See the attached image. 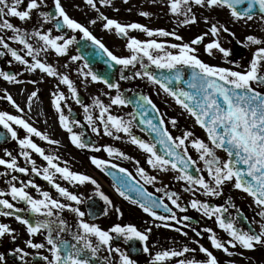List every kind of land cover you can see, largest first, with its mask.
I'll return each mask as SVG.
<instances>
[{
  "label": "snow or ice",
  "instance_id": "6c2138e0",
  "mask_svg": "<svg viewBox=\"0 0 264 264\" xmlns=\"http://www.w3.org/2000/svg\"><path fill=\"white\" fill-rule=\"evenodd\" d=\"M87 3L94 8L96 7L95 0H87ZM100 3L111 4V0H100ZM22 4L24 5L23 9L21 8ZM43 4L44 0H27L26 3L25 0H0V28L12 30L16 33L10 39L18 40L19 43L26 45L27 55L33 57L31 64H29L27 59L19 55L15 49L11 48L4 41L3 37H0V44H2L7 52L11 53V56L16 61L29 65V71L40 69L49 76H57L58 72L52 65L43 63L40 59L36 58L39 50L34 49L33 45L28 42L27 38L30 34L22 31L21 28L15 26L8 19L9 17H13L18 18L20 21L29 20L32 18L33 10L41 9ZM193 5L201 8L227 9L231 18L236 21H253L257 16H259L261 21H264V0H169L170 12L174 15L182 16L181 23L185 25L197 22V17L193 12ZM54 6L56 16L47 11H39V16L45 20L56 19L57 23L55 27L58 30L63 26L79 30L85 38L91 40L103 54H106L111 62H115L117 65H122L124 68H128L129 66L134 68L137 63H140L143 71H136L134 75L136 77H147L153 83L159 85L164 92L173 97L178 105L194 117L195 123L205 130L207 142L203 139L195 138L191 131H185L182 136L174 137L167 127L163 126V118L160 119L159 123H154L152 119L146 118L148 115L146 104L150 105L151 109L158 111L156 105L149 97H141L135 100L134 103L141 110L140 118L141 122L147 125L146 130L156 134L154 140L145 141L132 133L133 121L136 119L135 115L129 114L131 116L130 120L111 115L109 108L97 98L93 106L100 109L98 119L103 124L104 133L108 136H113L114 132L126 133L132 144L137 145L144 152L150 154L147 163L153 168H160L164 171H168L169 167L173 170L178 169L182 175H178L176 179L186 180L192 186H199L200 189H203L204 195L221 196L223 195L224 186L232 183L235 189L242 190L253 198L254 204L259 209L257 214L261 218V221H264V39L254 34L246 36L248 45H255L256 48L245 70H234L229 67L210 64L197 55L198 49L195 46L203 43L209 35L214 37V39L204 45L205 52L209 56L214 55L215 51L223 54L224 57L230 55V50L224 48L218 39L221 32L228 33L230 29L226 26H220L218 23H211L208 32L196 36L188 43L168 45L164 42H158L156 39L141 41L136 38H130L126 46L131 50L132 55L119 57L114 55L99 39L93 36L87 27L70 18L62 6L61 0H55ZM141 14L144 16L149 15L147 12ZM59 18H62V23ZM100 18L106 21L104 24L106 29H115L117 33L123 36H127L129 29H139L149 37L158 35L162 37L175 36L177 40L183 39L181 36L176 35L175 32H168L164 29H150L139 23L125 25L115 19L104 17L102 14ZM204 19L208 23V18L205 17ZM92 22L95 23V21ZM50 32L51 30H49V33H42L36 30L31 34L39 37V40L44 42L45 48L41 50H46L50 46L56 53L63 55L68 51V46L75 42L74 36L68 39H64L63 36L53 38ZM58 40H63L64 42L57 43ZM169 47L178 51L175 53L168 51ZM161 52H163V55L160 54ZM144 57L151 62V65H155L156 68L167 69L169 75L162 74L158 77L149 70L150 66L144 63ZM71 59L78 60L83 59V57L72 56ZM85 67H87V61H85ZM83 75L85 78L91 76L93 81H102L109 89L115 88L117 95L112 98V104L125 105L132 103V101L126 100L119 93L120 85L118 83L109 82L107 78L93 72L91 68H87V71L83 72ZM0 77H3L6 81L15 82V75L7 71L0 70ZM128 78L121 75V79ZM60 79L64 84L69 86L74 95L77 94L73 82L67 75L61 76ZM174 81L179 85H186L187 90L183 86L171 87L170 85ZM37 94L36 91H33L28 97V101L30 102ZM53 95L55 97V107L60 113V123L71 133L72 142L80 148L88 147L82 139L83 133L77 134L73 132L72 127L69 126L72 122L63 114L61 101L64 99V94L61 92L59 94L54 93ZM5 98L18 111H23L10 94ZM76 100L77 103H81L78 95L76 96ZM144 101H146V104ZM89 107L88 105H84L86 119L90 125H95L96 121L93 119V116L88 114ZM106 113H108L107 116H105ZM13 123L21 126L28 134L39 136L49 143L58 142L50 140L46 134L33 127L32 124L21 116L10 114L7 111H0V125L7 129L13 139L18 140L22 149L20 155L29 159L33 165L31 171L40 174V170L35 166V161L30 159L31 153L26 149L34 150L47 161L51 169H54V172H51L49 167H45L43 169V178L50 182L61 196L67 197L76 203H81L80 197L69 192L67 188L62 187L55 181V173L61 174V177L65 180L76 181L80 184L86 181H91L92 184H97V182L87 175L73 172L68 167H61L59 164L54 163V159H59L58 157L46 155L45 150L34 143L30 135L19 138L17 130L13 127ZM74 123L79 124V121H75ZM176 123V120L173 118L171 124L175 126ZM92 131L99 133L100 129L93 126ZM190 137L192 138L190 143L199 153V160L203 161L207 176L210 179H206L204 175H192L188 171L192 165L197 163L188 154L186 141H189ZM115 138L120 139V136L116 135ZM157 144L163 146V155L158 153ZM96 150L99 151V149ZM105 150L109 156L116 154L123 157L125 155L118 148L112 146H106ZM217 150H222L226 153L227 158L221 159L217 155ZM5 152L9 159L0 158V165L5 166L7 169L19 171L20 173H27L29 171L28 168L18 167L17 160L12 156L11 152L7 150ZM92 163L97 167L106 168L109 166L110 161L92 157ZM112 167L117 166L112 165ZM120 171L125 172L128 177H131V173L127 169L121 168ZM197 171L199 172L200 169H197ZM138 172L147 183H154L157 179L155 176L148 175L142 167L138 168ZM16 180L17 177L13 176L12 181ZM9 183L11 185L10 194L12 199L24 201L28 206L27 209H15L16 212L27 210L41 214L47 218L56 217L55 219H36L34 222H31L20 215L15 216L17 221L26 226L29 235L37 234L42 229L46 230V244L34 243L31 239L27 241L29 247L37 250L44 249L46 245L50 246L48 247V252L51 255L41 256L44 264H92L91 258L97 256L101 247H106L110 254L113 252L118 253V264H137L135 260L119 247L113 248L111 241L114 238L124 237L126 240L135 238L146 242L148 240L146 233L150 232L151 229L142 232L132 224L123 226L115 224L111 229L104 230L96 224H90L81 219L79 221V229L82 231L78 230L72 234L71 240L65 239L63 234L69 231V227L67 222L59 216V212L55 210L68 208L81 218L84 217L85 213L78 207H72L70 204L61 203L59 200L52 198L47 191L42 193L43 199H34L25 190L26 186L17 187L15 184ZM118 183L119 187L116 190L119 194L131 200L132 203L139 204L145 213L161 221L177 220L172 208L164 203L163 198L154 197L139 182L132 184L128 179L118 178ZM27 184L37 187L31 180ZM157 191H164L165 196L171 200V203L176 208H181V205L178 203L179 197L176 193H168L162 188H158ZM131 192H135L138 199H133L128 194ZM2 194L0 193V195ZM99 195L105 202L111 203L103 192H100ZM228 203L231 204V198H229ZM0 205L8 210L15 208V205L10 203L8 199H0ZM191 207L203 212L209 218L215 216L219 227L227 232L230 237V239L224 241L217 237L213 229H204V231L211 234L209 239L215 249H220L228 255H232L228 245L235 248L239 244L245 249H254L256 245H264V222H259L258 231L255 229L244 230L238 226L236 217L225 216L228 209L224 205L212 206L208 202L192 199ZM232 207H235V205L232 204ZM160 208H163L166 213H171V215H160L156 211ZM117 212H119V209H117ZM0 214L11 216L14 215V212L2 211ZM183 220L188 221L190 218L184 216ZM177 223H180V221L177 220ZM164 226L168 227L169 225L165 224ZM177 231L182 230L177 229ZM193 231L196 230L193 229ZM14 233L15 230L10 228L8 224L0 223V238L10 236L15 241L16 235ZM183 234L187 235V233ZM196 234L200 235L201 233L197 231ZM91 237H95L97 243L94 244ZM143 251L145 253L150 251L146 243ZM199 251L205 255V259H196L195 257L178 259L176 264H219L217 257L209 248L199 245ZM190 252L194 253L196 249L184 246L181 250L168 249L157 251L150 264H165L166 261L172 258L183 257L186 253ZM16 253L20 254L21 261H24L25 257L29 255L28 252L19 247L12 250V254ZM105 259H108V264H112L109 258ZM0 264H7L6 255L3 252H0Z\"/></svg>",
  "mask_w": 264,
  "mask_h": 264
},
{
  "label": "flooded vegetation",
  "instance_id": "af4514ba",
  "mask_svg": "<svg viewBox=\"0 0 264 264\" xmlns=\"http://www.w3.org/2000/svg\"><path fill=\"white\" fill-rule=\"evenodd\" d=\"M27 0H25V3ZM62 6L65 8L70 18L75 19L80 24L88 28V30L99 39L114 55L119 57H127L132 55L130 49L127 48V42L130 38H136L141 41L156 39L158 42H164L170 44H182L188 43L196 36L208 32L210 30L211 23H218L220 26H226L230 29V32H221L218 39L222 46L230 50V55L224 57L223 54L215 51L214 55L209 56L205 52L204 45L214 39L211 35L205 38V41L195 47L198 49L197 55L210 64L219 65L222 67H229L234 70H245L253 57L255 45H248L246 36L254 34L261 39H264V21L259 19V16L255 17L253 21H236L231 18L227 9H211L201 8L193 5V12L197 17L195 24H182V16L174 15L169 10V0H111V4H102L100 0H95L96 7H92L87 3V0H61ZM55 0H44V4L41 9L33 10L32 18L25 21H20L18 18L9 17L8 19L15 26L21 28L22 31L29 33L27 40L31 43L34 49L39 50L36 55L37 59L41 62L52 65L58 72L57 76H49L40 69L34 71H26V65L16 61L11 56L10 52H7L0 44V70L7 71L10 74L15 75V82L6 81L3 77H0V92H5L7 86H11V83L23 87L24 91H28L31 94L36 91L38 94L35 98L40 99L42 104L40 107H34V111L38 113L36 120L27 118L26 120L37 128L42 133L46 134L50 140L57 141L58 143H49L34 134H28L21 126L13 123V127L17 130L19 138H24L26 135H30V138L38 146L45 150L46 155H52L59 159H54V163L59 164L61 167H68L71 171L81 173L87 176H91L97 184H92L91 181H86L80 184L76 181L65 180L61 177V174L55 173L54 179L62 187L68 189L69 192L80 197L81 203L69 200L67 197L61 196L60 193L53 187V185L43 178V169L49 167L47 161L43 159L34 150L26 149L31 153V160L35 161V166L40 170V174L32 172L33 165L29 159L20 155L22 149L17 139L10 140L7 143L0 144V158L9 159L5 150L12 153L17 160L18 167L28 168L27 173H20L19 171L7 169L5 166L0 165V199H8L10 203L15 205L12 210L4 209L1 205L2 211H12L14 215L4 216L0 214V223L8 224L10 228L15 230L16 239L13 241L10 236L0 238V252L5 253L7 264H44L41 259L43 255H51L48 252L47 246L44 249H33L27 245V241L31 239L34 243L46 244V230H41L39 233L29 235L27 228L20 221L15 219L16 215H20L31 222L36 219H55L56 217L47 218L41 214L33 213L31 211L16 212L15 209H27L28 206L24 201L13 200L10 194V183L15 184L17 187L26 186L25 190L34 199H43L42 193L47 191L54 199L59 200L61 203L70 204L72 207H78L85 213L81 218L78 214L73 213L70 209L55 210L59 212V216L63 218L69 227V231L63 234L65 239H72L74 234L79 229V221L83 219L90 224H96L104 230L111 229L115 224L135 225L136 228L142 232L147 229H151L147 232L148 240L140 241L138 239L126 240L124 237L114 238L111 241L113 248L119 247L126 252L137 264H150L157 251L161 250H181L184 246L191 249H196V252L186 253L183 257H175L165 264H176L178 259L192 258L205 259V255L199 251V245H203L209 248L217 257L219 264H264V245H256L254 249H245L239 244L235 248L229 247V251L232 255H228L220 249H215L209 236V232L204 231L206 228H211L216 233L217 237L227 241L230 239L227 232L221 229L216 222L215 216L209 218L203 214V212L193 209L191 207L192 199H199L202 202H208L212 206L224 205L228 211L225 216L236 217L238 220V226L244 230L255 229L259 230V222L261 218L258 216L259 209L254 204L253 198L242 190L235 189L232 183H228L224 186L223 195L221 196H207L204 195L203 189L199 186H192L186 180H178L176 177L182 175L178 169L173 170L169 167L168 171H164L160 168H153L147 163L148 156L150 154L144 152L137 145L131 143L130 138L126 133H115L113 136H108L103 131V124L98 119L100 114L99 107H95L94 101L98 98L105 106L109 108L111 115L120 116L118 113L120 107H124L127 110L123 113L130 120L133 114V107L125 105H114L111 103L112 98L117 95L116 89H109L102 81H93L91 76L85 78L83 72L87 71L85 67L86 58L82 53H86L89 56V60L93 62L94 69L98 72H103L106 67L102 63L103 54L96 45L87 38L79 30H73L63 26L61 29L55 27L57 20H45L39 16V11L51 12L53 16H56ZM24 5H21L23 9ZM147 12L149 15L144 16L141 13ZM101 14L109 19H115L121 24L139 23L150 29H164L168 32H175L176 35L181 36L182 40H177L175 36H152L149 37L145 32L139 29H129L127 36H123L115 31V29H106L104 24L105 20L101 19ZM205 17L208 18V23L205 22ZM62 23V18H59ZM30 23H26L29 22ZM92 21H95L93 23ZM39 30L42 33H49L54 38L56 36H63L64 39L75 37V42L68 46V51L60 55L56 53L50 46L44 49V42L39 40V37L31 35L34 31ZM234 33V35H233ZM12 30L0 28V37L4 38V41L8 45L15 49L17 53L29 60L26 50H19L24 44L19 43L18 40L10 39L15 36ZM63 40H58L57 43H63ZM26 46V45H24ZM168 51L177 52V49L168 48ZM155 54V53H154ZM163 55V52L160 53ZM72 56H82L83 59L72 60ZM145 64L150 66L149 70L153 73L160 71L155 65H151V62L146 57L143 58ZM88 62V61H87ZM111 69V66L108 67ZM165 70V69H164ZM136 71H143L141 64L137 63L135 67L129 66L124 68L122 65H117L115 71V81L120 85V94L124 98L126 94L133 93L135 91L141 92L145 97H149L158 109L159 116H150V119L154 123H159L163 118L164 127H167L168 131L174 136H182L185 131H191L194 137L197 139H203L207 142V135L203 128L195 123L194 117H192L186 110L178 105L174 98L168 95L159 85L153 83L147 77H136L134 73ZM67 75L73 82V86L77 90V94L74 95L68 85L64 84L60 77ZM121 75L129 77L128 79H121ZM133 81H138L137 87L132 88ZM130 81V82H128ZM181 86V85H180ZM179 86V87H180ZM105 87L108 90H112V94L104 95L102 88ZM64 94V99L61 101V108L63 114L69 118L70 127L72 131L81 134L82 139L88 145V147H77L71 140V133H69L63 125L60 123V113L55 107V94ZM78 95L81 103H77L76 96ZM112 96V97H111ZM84 105L89 107V115L93 116L96 121L95 125H90L86 119V113L84 111ZM1 111V108H0ZM108 113L105 114L107 116ZM134 115V114H133ZM185 118L183 119L182 117ZM176 120V125L171 124L172 119ZM79 121V124L74 123ZM99 127V133L93 132L92 127ZM137 126L135 120L133 121L132 133L145 141H152L156 137L155 133L142 130ZM119 135L120 139H116L115 136ZM186 141L188 147V154L197 161L192 165L188 171L195 176L204 175L206 179H210L207 176L203 161L199 160V153L192 147L190 140ZM106 146H112L118 148L125 155L123 157L113 154L109 156L105 150ZM157 151L159 154H164V148L162 145L157 144ZM96 149H99L97 151ZM217 155L221 159H226L227 154L222 150H217ZM92 157L97 159L110 161V164L106 168L97 167L92 163ZM116 165L117 167H112ZM144 168L145 172L150 176L157 177L154 183H147L138 172V168ZM127 169L131 173V177H128L130 183L139 184L145 188L148 192L152 193L154 197L163 198L165 204L172 208L173 213L177 217V220L161 221L150 214L145 213L139 204L132 203L131 200L121 196L116 190L119 187V183L116 180L111 179L107 175V171L110 169ZM197 169H200L198 172ZM51 172L54 169L50 168ZM124 174H126L124 172ZM127 175V174H126ZM16 176L17 180L12 181V177ZM89 176V177H90ZM31 180L37 187L28 185L27 182ZM97 185L99 186L97 188ZM162 188L168 193H176L179 197L178 203L181 208H176L171 203V200L165 196L164 191L158 192L157 189ZM190 189V190H189ZM103 192L111 203L105 202V200L99 195ZM133 199H138L135 192L128 193ZM231 198V204L228 203ZM232 204L235 207H232ZM119 209V212H117ZM183 209V210H182ZM160 215H171L166 213L163 208L156 210ZM122 213V215H121ZM188 216L190 220L184 221L183 217ZM168 224V227L164 225ZM181 229L182 231H177ZM195 229L196 231H193ZM82 231V230H80ZM197 231L201 234L197 235ZM183 233H187L184 235ZM115 236V234H113ZM93 243H97L95 237H91ZM198 241V243H196ZM74 242V241H73ZM145 243L148 245L150 251L145 253L143 247ZM22 248L28 252L29 255L25 257L24 261L20 260V254H12V250L15 248ZM109 258L112 264H118L119 254L109 253L106 247H101L96 257L91 258L92 264H108Z\"/></svg>",
  "mask_w": 264,
  "mask_h": 264
},
{
  "label": "rangeland",
  "instance_id": "374dc122",
  "mask_svg": "<svg viewBox=\"0 0 264 264\" xmlns=\"http://www.w3.org/2000/svg\"><path fill=\"white\" fill-rule=\"evenodd\" d=\"M26 23H30V21L29 22H26ZM19 50H26L27 51V48H26V46L23 45L22 48H19ZM28 61H29V64H31L33 62V59L30 58ZM28 67H29V65H26V68H25L26 71H29L28 70ZM128 82H130V81H128ZM131 82H133V84H131V85H133L131 87V89L132 88H136L138 81L135 82V81L131 80ZM0 88H1V86H0ZM121 88H122V86H121ZM121 88H119V92H120ZM114 92L117 93V90L114 91ZM102 93L104 95H108V94H112L113 91L112 90H108L107 88L103 87L102 88ZM9 94L13 97V99L16 101V103L20 105V108L23 109L22 112L21 111H18L12 105V103L9 102L5 98ZM30 95L31 94H29L28 91H26V92L24 91V88L23 87H19L17 84L14 85V84L11 83V86H7L5 88V92L4 93L3 92H0V108H1V111H7V112H9L10 114H13V115H19V116H21L24 119L30 118L32 120H36V118L38 116L37 115L38 113H36L34 111L35 110L34 107L36 106L37 108H39L40 107V104H42V102L40 101V99H36L35 100V98H33L29 102L28 101V97ZM119 109H120V111L118 113L121 115V117L128 118V114H126V116H125L124 113H123V111H122V110H124L125 113H127L126 108L120 107ZM182 118L184 119L185 116L182 117Z\"/></svg>",
  "mask_w": 264,
  "mask_h": 264
},
{
  "label": "water",
  "instance_id": "95a60500",
  "mask_svg": "<svg viewBox=\"0 0 264 264\" xmlns=\"http://www.w3.org/2000/svg\"><path fill=\"white\" fill-rule=\"evenodd\" d=\"M83 54V56L86 58V60H88V63H89V65L92 67L94 64H93V62H91L90 60H89V56L86 54V53H82ZM110 63V60L108 59V58H104V60H103V64L105 65V66H107L108 64ZM114 72H115V69H113V70H111V71H108V69H106L104 72H103V74H98V75H102V76H104L105 78H107L108 80H109V82H111V83H114ZM96 73V72H95ZM171 87H174L173 85H170ZM185 86V89L187 90V86L186 85H184ZM176 87V86H175ZM174 87V88H175ZM141 97H144V96H142L140 93H134V94H132V95H130V96H128V97H126V100H130V101H132V103H130V104H132V105H134V107H135V116H136V121L138 122V124L140 125V126H143V123L141 122V118H140V112H141V110L140 109H138L137 107H136V105H135V100H137V99H139V98H141ZM144 103L146 104V101H144ZM147 105V104H146ZM148 108V111H151L150 109L151 108H149V107H147ZM153 112H154V110H153ZM156 113V112H155ZM147 118V117H146ZM9 138L10 137H8V136H6L5 137V139H4V141L3 142H5V141H7V140H9ZM2 141L0 140V143H1Z\"/></svg>",
  "mask_w": 264,
  "mask_h": 264
}]
</instances>
